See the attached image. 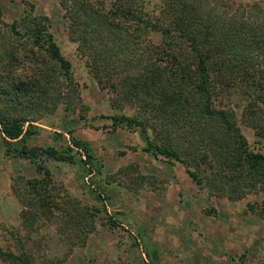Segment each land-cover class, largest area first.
<instances>
[{"label": "trees", "instance_id": "obj_1", "mask_svg": "<svg viewBox=\"0 0 264 264\" xmlns=\"http://www.w3.org/2000/svg\"><path fill=\"white\" fill-rule=\"evenodd\" d=\"M58 1L87 71L110 91L118 110L109 115L112 126L139 129L143 150L179 161L209 194L238 199L264 191V153L249 147L231 106L237 96L240 119L264 136V0ZM30 11L4 22L0 5V139L5 155L27 158L39 173L11 184L20 225L28 232L53 223L56 238L71 249L84 243L99 209L59 188L46 163L72 159V145L83 164L93 157L76 139L61 148L27 143L33 120L67 105L76 84L46 16ZM256 210L264 219V206ZM20 239L16 251L0 248V258L60 259L37 261Z\"/></svg>", "mask_w": 264, "mask_h": 264}, {"label": "rangeland", "instance_id": "obj_2", "mask_svg": "<svg viewBox=\"0 0 264 264\" xmlns=\"http://www.w3.org/2000/svg\"><path fill=\"white\" fill-rule=\"evenodd\" d=\"M149 1L150 6L159 2ZM228 1L235 6L253 0ZM0 5L4 22L30 10L45 15L61 53L71 62L76 83L71 101L33 120L27 143L61 148L71 139L85 142L92 164H83L79 156L84 154L72 145V159L48 160L46 165L59 188L99 209L84 243L71 249L56 238L53 223H38L27 232L20 225L21 204L11 184L16 176L39 173L27 158L5 155L0 139V248L16 251L20 237L22 248L37 261L59 256L55 264H264V219L256 213L264 206V191L238 199L209 194L182 163L143 150L145 137L139 129L112 126L109 115L118 110L109 104L110 91L97 85L68 38L58 0H0ZM235 97L231 106L241 132L250 148L264 153V136L257 138L240 119L242 101ZM111 218L115 224L109 226ZM164 222L175 225L173 238L160 233ZM0 264L21 263L0 258Z\"/></svg>", "mask_w": 264, "mask_h": 264}, {"label": "crops", "instance_id": "obj_3", "mask_svg": "<svg viewBox=\"0 0 264 264\" xmlns=\"http://www.w3.org/2000/svg\"><path fill=\"white\" fill-rule=\"evenodd\" d=\"M160 227H161V232H160L161 234H163V233L168 234L172 238L175 236V234H174L175 225L173 226L172 224L164 222L162 225H160ZM173 241H174V239H173Z\"/></svg>", "mask_w": 264, "mask_h": 264}]
</instances>
